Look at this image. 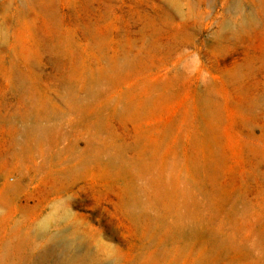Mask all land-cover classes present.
I'll list each match as a JSON object with an SVG mask.
<instances>
[{"label":"rangeland","instance_id":"1","mask_svg":"<svg viewBox=\"0 0 264 264\" xmlns=\"http://www.w3.org/2000/svg\"><path fill=\"white\" fill-rule=\"evenodd\" d=\"M5 185L0 264H264V0H0Z\"/></svg>","mask_w":264,"mask_h":264},{"label":"bare ground","instance_id":"2","mask_svg":"<svg viewBox=\"0 0 264 264\" xmlns=\"http://www.w3.org/2000/svg\"><path fill=\"white\" fill-rule=\"evenodd\" d=\"M240 19V18H239ZM247 19L250 20V24H252V19L248 16ZM246 24L243 23L242 21H237L236 25L237 28L235 31H240L242 28V26ZM26 145L25 141L24 143H22V140H20L19 142H17V144L15 146L12 147V151L9 152V158H5L3 157L1 159V164H9L12 165L11 168H13V166L15 168H21L23 164H25L26 160L28 161V156L30 155H26V149L24 148V146ZM39 146V144H38ZM37 146V147H38ZM28 154V153H27ZM16 190V186L15 185H5L3 186V188L0 189V197L4 198L6 200L7 196L13 192H15ZM60 201H57L55 204H51V206L49 207V210L47 212V214L43 217L42 220H39L38 222H36V229L41 230L49 221H53L55 220L54 216V211H56V208H59V203ZM4 201L0 200V212L4 209ZM65 215V214H64ZM40 243V242H39ZM47 243V242H46ZM38 244V243H37Z\"/></svg>","mask_w":264,"mask_h":264}]
</instances>
